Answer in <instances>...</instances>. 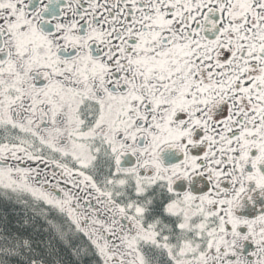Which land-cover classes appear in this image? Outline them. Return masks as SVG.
<instances>
[{
  "label": "snow or ice",
  "instance_id": "snow-or-ice-1",
  "mask_svg": "<svg viewBox=\"0 0 264 264\" xmlns=\"http://www.w3.org/2000/svg\"><path fill=\"white\" fill-rule=\"evenodd\" d=\"M0 264H264V0H0Z\"/></svg>",
  "mask_w": 264,
  "mask_h": 264
}]
</instances>
